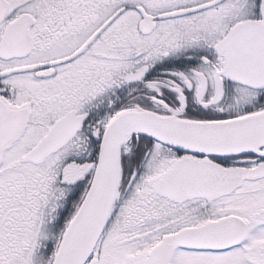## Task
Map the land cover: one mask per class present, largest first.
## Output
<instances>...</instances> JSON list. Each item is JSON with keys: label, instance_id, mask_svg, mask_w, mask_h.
<instances>
[{"label": "snow or ice", "instance_id": "snow-or-ice-1", "mask_svg": "<svg viewBox=\"0 0 264 264\" xmlns=\"http://www.w3.org/2000/svg\"><path fill=\"white\" fill-rule=\"evenodd\" d=\"M0 264H264V0H0Z\"/></svg>", "mask_w": 264, "mask_h": 264}]
</instances>
